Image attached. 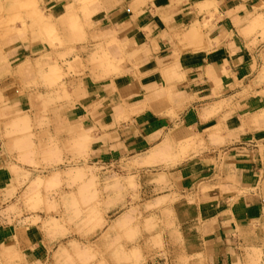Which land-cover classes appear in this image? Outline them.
Listing matches in <instances>:
<instances>
[{"label": "crops", "instance_id": "1", "mask_svg": "<svg viewBox=\"0 0 264 264\" xmlns=\"http://www.w3.org/2000/svg\"><path fill=\"white\" fill-rule=\"evenodd\" d=\"M42 6L61 45L28 34L0 41V118L30 122L35 136L0 142V197L15 182L9 162H78L84 133L88 163L105 171L78 182L82 209L107 196L103 212L119 213L124 204L111 198L129 195L112 186L128 160L152 212L172 214L176 239L153 264H264V0ZM103 53L109 61L100 64ZM195 136L204 140L199 154L170 159ZM60 239L41 221H0V253L24 264L44 263Z\"/></svg>", "mask_w": 264, "mask_h": 264}, {"label": "rangeland", "instance_id": "2", "mask_svg": "<svg viewBox=\"0 0 264 264\" xmlns=\"http://www.w3.org/2000/svg\"><path fill=\"white\" fill-rule=\"evenodd\" d=\"M76 1L86 10V6L94 0ZM260 17L257 26L262 31L261 40L264 41V15ZM73 30L78 28L73 26ZM13 34H28L32 40L47 41L51 45L63 43L53 22L46 16L42 0H0V41L4 42L3 46L9 43ZM2 57L3 62H6L4 54ZM95 61L106 63L109 56L98 54ZM110 72L117 70L112 69ZM12 118H0V142L14 139L15 142L26 143L35 137L30 132L34 127L30 122L18 125ZM88 142L86 134L78 133V162L72 159V162L60 161L50 166L33 164L20 168L9 162L6 169L14 175L15 182L2 191L4 196L0 197V221L9 226L20 220L24 225L41 221L48 231L58 230L63 239L51 249L49 258L42 264H153L156 257L168 254L166 243L176 239L172 229V214L152 212L155 206L140 195L138 171L128 166V160L120 161L117 167L120 171L117 172L124 175H119L112 186L118 195L123 189L125 195H129L125 199L111 198L115 203L124 204L119 213L103 212L107 196L100 197L94 206L89 204L82 209L75 192L78 182L92 170L105 171L103 167L88 163ZM203 147L204 140L201 137H191L178 144L175 155L170 156V159H186L199 154ZM7 152H10L9 148ZM72 168L80 169L78 178L71 179L65 173ZM103 186L107 191V182L104 181ZM50 218L56 219L47 221ZM162 234H166V237L163 238ZM17 258L2 252L0 264H24L16 261Z\"/></svg>", "mask_w": 264, "mask_h": 264}]
</instances>
